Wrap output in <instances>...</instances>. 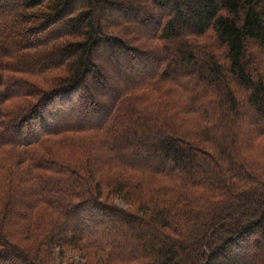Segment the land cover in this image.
Wrapping results in <instances>:
<instances>
[{"label": "trees", "instance_id": "1", "mask_svg": "<svg viewBox=\"0 0 264 264\" xmlns=\"http://www.w3.org/2000/svg\"><path fill=\"white\" fill-rule=\"evenodd\" d=\"M0 264H264V0H0Z\"/></svg>", "mask_w": 264, "mask_h": 264}]
</instances>
